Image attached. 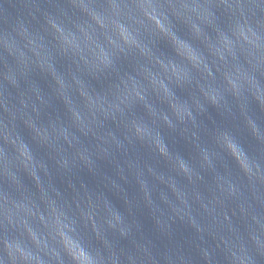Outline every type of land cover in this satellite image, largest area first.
Masks as SVG:
<instances>
[{
  "label": "clouds",
  "instance_id": "1",
  "mask_svg": "<svg viewBox=\"0 0 264 264\" xmlns=\"http://www.w3.org/2000/svg\"><path fill=\"white\" fill-rule=\"evenodd\" d=\"M0 264H264V0H0Z\"/></svg>",
  "mask_w": 264,
  "mask_h": 264
},
{
  "label": "water",
  "instance_id": "2",
  "mask_svg": "<svg viewBox=\"0 0 264 264\" xmlns=\"http://www.w3.org/2000/svg\"><path fill=\"white\" fill-rule=\"evenodd\" d=\"M213 117L219 122V118L215 116V113H213ZM170 147H172L175 150H179L183 155H185V157L188 156L189 151H190V146L185 145V143L182 140H179L177 138L176 142H171L170 141ZM105 172H107L108 174H111V169L105 167L104 169ZM82 179H84L85 181L89 182L90 184L94 185V181L92 180L91 177H88L86 174H83ZM128 187V186H126ZM128 191H129V195L132 196L134 194V189L132 187H128ZM144 224H145V232L146 234H151V224L150 222L147 220V218H144Z\"/></svg>",
  "mask_w": 264,
  "mask_h": 264
}]
</instances>
